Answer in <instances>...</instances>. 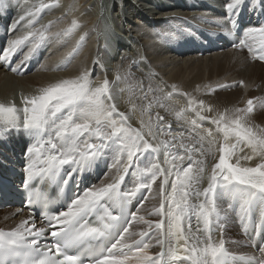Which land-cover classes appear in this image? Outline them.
<instances>
[{
  "label": "snow or ice",
  "instance_id": "6c2138e0",
  "mask_svg": "<svg viewBox=\"0 0 264 264\" xmlns=\"http://www.w3.org/2000/svg\"><path fill=\"white\" fill-rule=\"evenodd\" d=\"M247 2L226 0L227 18L219 25L226 33L235 29V17ZM260 3L264 7V0ZM8 6V0H0V8ZM48 6L40 3L36 11ZM32 24L29 19L28 25ZM43 27L45 31H28L9 41L3 51L4 62L26 42L31 47L21 63L30 59L45 39L48 26ZM77 28L78 22L73 20L63 35ZM245 36L247 39L240 38L234 46L247 48L252 60L264 61V26L246 29ZM10 70L17 72L18 67ZM239 83L243 86V81ZM140 87L145 100L149 92L154 95L142 115L154 105L171 110L165 101L177 91L175 85L167 93L151 83L147 91L142 84ZM217 87L230 85L212 87L210 92ZM115 99L108 79L94 85L83 72L44 87L38 94L22 95V107L14 102L0 103V133L15 129L32 141L26 149L28 163L22 181L23 189L29 192L28 205L43 203L47 207L49 203L42 193L32 191L36 186L33 181L46 177L55 181L61 192L72 182L71 196L59 208L37 213L42 216L41 226L37 227L33 216L31 223L24 220L9 231L0 230V264H264V242L259 245V255L236 257L226 249L224 239L215 238L213 233L232 212L251 227L250 238L254 234L264 239V130L249 123L251 114L264 108V97L250 98L244 107L224 109L215 116L205 115L213 112L211 104L189 98L187 110L197 118L190 121L195 132L190 143H185L184 133H176L172 122L159 112L154 119L149 115L147 122L141 119L139 128L132 127L129 117L118 111ZM185 112V108L174 110L177 127L182 120L189 122ZM200 121H208L214 128H204ZM216 135L223 139L218 159L212 151ZM245 148L250 154L238 155ZM207 155L213 156L210 170L204 159ZM109 158L108 166L117 170L113 181L88 183L86 173ZM254 158L259 160L255 166L241 164ZM145 161L140 168L139 163ZM65 165L68 170H64ZM130 170L138 177L137 183L122 192L121 184ZM205 179L207 185L201 187ZM158 180L161 202L148 214L161 219L152 221L139 213ZM169 183L170 191L166 187ZM224 203L227 208L221 206ZM193 218L198 225L195 230L191 227ZM138 222L147 228L139 233L130 231ZM154 246L159 247L156 253L150 251Z\"/></svg>",
  "mask_w": 264,
  "mask_h": 264
},
{
  "label": "bare ground",
  "instance_id": "6f19581e",
  "mask_svg": "<svg viewBox=\"0 0 264 264\" xmlns=\"http://www.w3.org/2000/svg\"><path fill=\"white\" fill-rule=\"evenodd\" d=\"M40 3L49 6L37 12ZM225 3L226 0H8L9 6L6 9L0 8V103L14 102L17 107H22V95L38 94L44 87L87 72L94 85L101 84L105 78L109 80L117 109L129 117L132 127L139 128L141 119L147 122L149 115L154 119L155 113L159 112L172 122L176 133H184L185 143L194 142L192 138L195 132L191 131L190 121L197 118L194 112L187 110L189 98L204 100L206 105L211 104L213 112L205 115L215 116L224 109L244 107L250 98L264 97V61L252 60L247 48L222 47L221 51L211 49V42L222 46L224 38L232 36L235 30L226 33L219 26L227 18ZM29 12L35 15L30 17ZM240 14L253 18L257 14L264 16V7L260 0H248L235 17L236 21ZM21 16L25 19L20 20ZM140 16L146 19H139ZM29 19L33 20L31 26L28 25ZM73 20L78 22V28L70 35H63ZM50 21L52 23L49 25ZM43 26H48L45 39L30 59L21 63L31 47L26 42L9 56L7 63L4 62L3 51L9 41L28 31H45ZM105 43L111 49L104 46ZM77 48L78 52H74ZM68 55L72 65L65 71L62 69L56 72ZM11 67H18V71L12 72ZM117 76L121 79L118 80ZM241 81L243 86L239 83ZM149 83L153 87L159 85L165 93L172 91L173 85L176 86L177 91L171 100L165 101L171 110L166 111L154 105L142 115V109L149 100L154 99V95L149 92L145 100L140 85L147 91ZM218 85L230 87H217L215 92H210V88ZM133 105L136 107L133 108ZM180 108L186 109L185 117L189 122L182 120L179 122L181 127H177L174 110ZM200 123L204 128H214L208 121ZM249 123L257 130H264V108L255 110ZM160 139L169 137L161 136ZM29 140L31 138L22 131L9 129L0 133V150L4 151L6 144L16 147L17 143L24 147L27 145L28 148L31 145ZM205 143L207 145V141ZM222 143V135H216L212 146L216 159L219 156L218 147ZM243 154H250V149L245 148L244 153L238 152V155ZM204 159L210 170L213 156L207 155ZM258 162V158H254L241 161V164L255 166ZM110 163L109 158L100 164L101 170L103 166L106 167V174L96 185L111 183L117 175V170L108 166ZM145 163L140 162L139 167L143 168ZM23 171L26 173L25 169ZM137 180L138 177L130 170L121 184V190L126 184L130 190L133 189ZM158 184L159 180L153 185V191L139 213L152 221L161 219L148 214L159 207L161 202ZM206 185L207 179L201 187ZM166 187L170 191V183ZM221 206L227 208V203ZM31 218L21 207L5 209L0 211V230L9 231L24 220L31 223ZM36 223L39 227L42 221L36 220ZM241 224L238 216L229 212L222 227L213 228L214 236L224 239L226 249L236 257L258 255L255 254L259 248L256 238L249 249L244 247L247 233L245 225L240 229ZM188 226L186 218L185 229ZM197 226L193 218L192 229L195 230ZM146 228L143 222H138L130 231L139 233ZM150 251L156 253L159 247L154 246Z\"/></svg>",
  "mask_w": 264,
  "mask_h": 264
},
{
  "label": "rangeland",
  "instance_id": "374dc122",
  "mask_svg": "<svg viewBox=\"0 0 264 264\" xmlns=\"http://www.w3.org/2000/svg\"><path fill=\"white\" fill-rule=\"evenodd\" d=\"M39 16V15H38ZM143 16V15H142ZM142 16H140V18L139 19H146L145 17H143L142 18ZM141 21V20H140ZM142 22V21H141ZM143 23V22H142ZM41 46V45H40ZM58 46V45H57ZM61 46V45H60ZM104 46H106L107 48L109 47L110 48V46H109V44H104ZM61 48V47H60ZM111 49V48H110ZM67 54H64V56H66ZM67 61V62H66ZM68 63H69V65H68ZM73 63V62H72ZM72 63H71V61H70V55H68V57H65L64 59H63V65H62V67H59V69L57 68L55 71L56 72H58V70L59 71H65L68 67H70L71 65H72ZM66 64V67L64 66ZM65 68V69H64ZM63 69V70H62ZM233 72H234V70H233ZM105 170H106V168H105ZM106 174V173H105ZM104 176V175H103ZM101 181V180H100ZM150 199H151V197H150ZM243 224H241V227H240V229L242 230V228H243ZM235 239H239V238H235ZM250 245H251V243H249L247 240H245V245H244V247L246 248V249H249V247H250ZM255 254H258L259 255V253H258V249H256V251H255Z\"/></svg>",
  "mask_w": 264,
  "mask_h": 264
}]
</instances>
